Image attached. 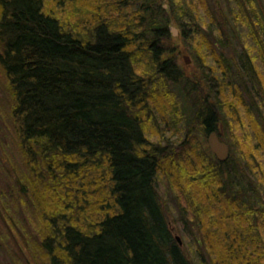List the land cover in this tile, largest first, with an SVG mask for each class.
Returning a JSON list of instances; mask_svg holds the SVG:
<instances>
[{"label": "trees", "instance_id": "trees-1", "mask_svg": "<svg viewBox=\"0 0 264 264\" xmlns=\"http://www.w3.org/2000/svg\"><path fill=\"white\" fill-rule=\"evenodd\" d=\"M162 1L0 0V69L15 143L29 162L26 175L13 165L3 176L23 185L22 206L37 211V247L28 248L35 264H264V0H220V16L209 0H168L170 11ZM173 22L220 79L212 95L191 88L195 111L181 137L150 135L149 98L159 85L148 77L180 91L188 83L172 58L162 60ZM219 124L233 136L225 162L191 141ZM186 145L193 157L177 152ZM176 171L219 204L210 211L178 184L197 225L213 226L200 228L188 249L173 236L159 193L160 179L172 187Z\"/></svg>", "mask_w": 264, "mask_h": 264}, {"label": "rangeland", "instance_id": "rangeland-1", "mask_svg": "<svg viewBox=\"0 0 264 264\" xmlns=\"http://www.w3.org/2000/svg\"><path fill=\"white\" fill-rule=\"evenodd\" d=\"M168 2V0H163L161 3L166 10L170 11V3ZM209 6L216 16L225 14L226 5L223 1L209 0ZM169 28V38L161 41V48L164 50L162 60L172 58L183 72V76L188 83L185 87L180 85L184 88L183 91H180L179 87L168 79L163 78L162 80H159L160 82H157L155 76L148 77L152 82L153 87L158 83L159 90L156 92L155 98H149L151 115L147 127L149 128L150 135L161 133L168 137H171L172 135L181 137L182 134H184V131H186L185 126L188 125L187 119H190L192 113L195 111L188 98L191 91H193L191 88H195V92L197 90L196 87L198 86L202 91L206 90L210 93L209 95H212L216 88L213 78L218 81L220 77L214 76L211 73L210 68H212L213 63L206 61L205 59L203 61L200 60V58L194 54L195 52L190 50V46L196 43H193L195 42L193 40L184 39L181 26L179 27L176 22H173V24H170ZM173 29L177 31L173 32ZM185 29H188V27L185 26ZM224 30L228 34L227 39H229V41L231 40L230 42L232 43L233 48L239 50L237 42L232 39L234 34L232 28L227 25L224 26ZM210 38L214 39L212 36H210ZM233 48L222 49V54L225 57L233 56ZM185 58L188 63L185 62ZM207 63L212 65L209 64V66H205ZM5 86V77L0 69V195L5 196V200H2V204H8L10 209L9 214H4L3 206L0 205V264H35V257L30 253L28 248L30 247V249H34V247H37V211H34L31 207L28 209V207L22 206L21 201L23 199L21 194L24 193H22L23 185L16 187V185L10 183L9 180L3 176V174L6 173V169L9 170L10 166L12 167L13 165L18 166L21 171H23L24 175H26L29 170V162H27V165L25 162L23 163L21 160V151L17 146V142L15 143L16 139L14 133L16 132L17 127L12 116V98L10 97V92L9 95L6 92ZM200 95L202 94L200 93ZM210 98H212V96H210ZM245 101L249 105L252 104L251 107L254 108V101L252 102L250 97L245 96ZM178 109L182 110V117ZM171 113L173 116H171ZM152 121H155L154 124ZM216 132L221 136V140L226 143L233 140L230 126L228 129L227 125L219 124ZM193 134H196V132H192L191 136ZM178 141L179 144L182 142L180 138ZM191 141H193L192 144L196 146L203 147V149L207 148V141L203 135L199 134L197 136L196 134ZM163 144L165 145L164 142ZM191 147L193 146L186 145L185 147L178 149L177 152L182 154L183 151L186 150L188 151V157H193ZM237 165L240 168L239 171L242 172L241 175L243 178L241 181L244 185L251 186L253 180L250 173L240 162H237ZM172 170L175 169L173 168ZM161 174H163V172H161ZM162 176L160 175V178ZM160 180L161 181L158 185L159 193L162 197L166 219L172 230L173 236L180 239V245L183 249H188L192 244L193 238H199L201 236L200 228L202 230L203 228L213 229V226L209 224L210 221H207L204 226L199 227L197 225V221L191 210L192 204L189 205L188 201L185 200L178 188V184H181L184 191H189L191 195L193 194L196 200L198 199L202 201L204 204L203 206H208L210 211H214L213 207H217L219 204L215 203L214 199H206V191L199 189L197 186L202 185V182H198L197 184L192 182L187 173L183 175L179 171H176L172 187L167 178L162 177ZM14 186L16 187V191L13 189ZM221 200H223L224 205L228 201L226 196ZM211 213L214 215V212ZM224 223L230 225L228 220ZM15 224H17L19 228H16ZM262 233L264 234V229L262 230Z\"/></svg>", "mask_w": 264, "mask_h": 264}, {"label": "water", "instance_id": "water-1", "mask_svg": "<svg viewBox=\"0 0 264 264\" xmlns=\"http://www.w3.org/2000/svg\"><path fill=\"white\" fill-rule=\"evenodd\" d=\"M177 30L173 29V32ZM188 63V61H185ZM207 145L209 150L214 154V156L221 162L225 161L229 156V148L227 144L221 141L217 135L216 131H212L207 137ZM180 242V239L177 238Z\"/></svg>", "mask_w": 264, "mask_h": 264}, {"label": "bare ground", "instance_id": "bare-ground-1", "mask_svg": "<svg viewBox=\"0 0 264 264\" xmlns=\"http://www.w3.org/2000/svg\"><path fill=\"white\" fill-rule=\"evenodd\" d=\"M171 28V27H170ZM170 28H169V30H170ZM212 132V131H211ZM211 132H209L208 134H207V136H206V141H207V137H208V135L211 133ZM217 135H218V137H219V134L217 133ZM220 139V138H219ZM221 140V139H220ZM222 141V140H221ZM224 142V141H223ZM226 143V142H225ZM227 144V146H228V148H229V144L228 143H226ZM207 147H208V145H207ZM209 149V148H208ZM229 151H230V149H229ZM209 152L211 153V155L214 157V159L215 160H217L218 162H221V161H219L215 156H214V154L209 150ZM229 157V156H228ZM228 159V158H227ZM226 159V160H227ZM225 160V161H226ZM225 161H223V162H225ZM176 240H177V238H176ZM178 241V240H177ZM178 243H179V241H178ZM180 244V243H179Z\"/></svg>", "mask_w": 264, "mask_h": 264}, {"label": "flooded vegetation", "instance_id": "flooded-vegetation-1", "mask_svg": "<svg viewBox=\"0 0 264 264\" xmlns=\"http://www.w3.org/2000/svg\"><path fill=\"white\" fill-rule=\"evenodd\" d=\"M167 60V59H164V61ZM185 61H187V59L185 58Z\"/></svg>", "mask_w": 264, "mask_h": 264}]
</instances>
